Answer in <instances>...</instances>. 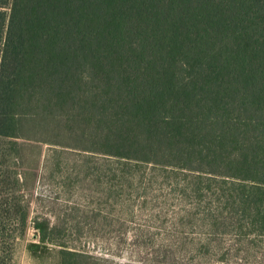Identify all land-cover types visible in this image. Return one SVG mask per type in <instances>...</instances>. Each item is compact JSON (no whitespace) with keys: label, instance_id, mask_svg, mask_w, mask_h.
Returning <instances> with one entry per match:
<instances>
[{"label":"trees","instance_id":"16d2710c","mask_svg":"<svg viewBox=\"0 0 264 264\" xmlns=\"http://www.w3.org/2000/svg\"><path fill=\"white\" fill-rule=\"evenodd\" d=\"M67 150L187 177L206 229L261 252L264 0H0V264L30 224L51 241L26 193Z\"/></svg>","mask_w":264,"mask_h":264},{"label":"rangeland","instance_id":"374dc122","mask_svg":"<svg viewBox=\"0 0 264 264\" xmlns=\"http://www.w3.org/2000/svg\"><path fill=\"white\" fill-rule=\"evenodd\" d=\"M77 153L54 156L58 172L41 170L37 187L26 193L30 220L58 228L32 254L37 239L30 224L16 241L13 264H264V244L251 257L229 223L223 236L206 229L187 177L149 166L125 170ZM238 248L247 259L233 257Z\"/></svg>","mask_w":264,"mask_h":264}]
</instances>
